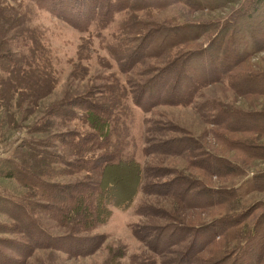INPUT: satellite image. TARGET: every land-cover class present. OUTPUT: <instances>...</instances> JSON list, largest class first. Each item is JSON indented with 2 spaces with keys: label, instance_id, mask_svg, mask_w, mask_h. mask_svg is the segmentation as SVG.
<instances>
[{
  "label": "rangeland",
  "instance_id": "1",
  "mask_svg": "<svg viewBox=\"0 0 264 264\" xmlns=\"http://www.w3.org/2000/svg\"><path fill=\"white\" fill-rule=\"evenodd\" d=\"M64 1L0 0V264H258L264 0Z\"/></svg>",
  "mask_w": 264,
  "mask_h": 264
},
{
  "label": "trees",
  "instance_id": "2",
  "mask_svg": "<svg viewBox=\"0 0 264 264\" xmlns=\"http://www.w3.org/2000/svg\"><path fill=\"white\" fill-rule=\"evenodd\" d=\"M34 1H38V0H34ZM81 0H79V2H80ZM64 2H66L65 4H67V5H69V3H68V1L66 0V1H64ZM93 2V3H92ZM96 2H98V0H88V2L86 3L87 5H89L90 7L92 6V5H95V3ZM71 4L73 5V4H75V0H71ZM81 4H83L82 3V1H81ZM80 4V5H81ZM39 7H41V8H43L41 5H39V4H37ZM70 6V5H69ZM118 7V6H117ZM87 7H84V8H82V10L79 12H77V15H84L85 14V10L84 9H86ZM115 9V8H114ZM84 10V11H83ZM92 10V9H91ZM95 10V9H94ZM82 12V13H81ZM95 14H96V11H92L91 12V14H89V16L88 15H86V16H84V18L83 17H81V18H83V20L81 21V24H82V26H81V29L82 30H84L85 32H91L92 31V29H94L95 31H98L97 33H98V36L99 37H102V31L103 30H105V29H103V28H106L107 26H108V24H109V21H110V19L109 18H96L95 19ZM77 18H80V17H77ZM80 18V19H81ZM80 19H78V20H80ZM241 40V39H240ZM238 43V42H237ZM241 43H243V42H241ZM246 43V42H245ZM118 44V46H119V43H117ZM121 44H123V46L125 45L124 44V41H121L120 42V45ZM117 46V45H116ZM117 46V47H118ZM126 46L127 45H125V49H126ZM203 48V47H202ZM207 48V47H206ZM109 51V54L112 56V58H116V54H115V51H110V50H108ZM128 51H130V49L128 48V49H126V51H125V54L128 52ZM217 53H219L220 51H216ZM125 56L123 55V58H124ZM216 59V58H215ZM20 64L22 65V66H24L23 65V63H21L20 62ZM18 68H22V67H18ZM203 68V67H202ZM79 138V140H78V142L80 141V136L78 137ZM81 138H82V142H80V143H78L76 146H79V144H81V148H80V151L81 152H95V150H97V149H99V150H101L102 148V146L105 144V141H104V139L103 138H101V137H99V136H92V135H84V136H82L81 135ZM101 148V149H100ZM97 158H94L93 160H91L90 162L92 163V164H94V163H97ZM25 172H22V171H20V175H22V174H24ZM28 177H29V175H28ZM29 180V179H28ZM36 186H38L37 184H36ZM88 185H85V187H87ZM94 187H97L96 185H94ZM108 187H112V184L111 183H109V186ZM85 196H86V198H89V197H92V194L91 193H86V192H84V193H80L79 195H72V196H70V198H69V200L67 201V205H68V208H72V206H76V205H78V203L81 201V199H83V198H85ZM112 197V196H111ZM115 198L117 199V196H115ZM133 199H134V196L132 197V200L129 202V201H124V202H121V203H115L114 202V200H112L111 202L113 203V205L115 206V207H117V208H119V209H126V208H129L131 205H132V203H133ZM96 204H97V202H95ZM91 207H93L94 206V203H92V205H90ZM96 206H98V205H96ZM138 214L139 215H141V213H140V208L138 209ZM63 218H65L66 219V217L65 216H63ZM231 233V232H230ZM232 235L230 236V239H233V237H234V232L233 233H231ZM240 236V235H239ZM264 239V234H263V238L261 239V240H263ZM262 246H260V248L261 247H263V245H264V240H263V242H262V244H261ZM248 246V242L247 243H245V245H243V248H241V251H240V253H242V249H244V248H246ZM263 250H264V248H263ZM258 264H264V253H263V258L259 261V263Z\"/></svg>",
  "mask_w": 264,
  "mask_h": 264
}]
</instances>
